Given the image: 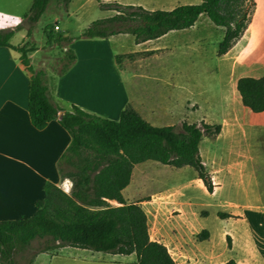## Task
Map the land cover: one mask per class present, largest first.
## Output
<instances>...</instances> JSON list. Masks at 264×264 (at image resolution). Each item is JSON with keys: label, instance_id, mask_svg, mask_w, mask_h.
I'll return each instance as SVG.
<instances>
[{"label": "crops", "instance_id": "obj_1", "mask_svg": "<svg viewBox=\"0 0 264 264\" xmlns=\"http://www.w3.org/2000/svg\"><path fill=\"white\" fill-rule=\"evenodd\" d=\"M25 1L28 0H0V12L22 20L26 13L23 10ZM202 14L192 25L184 28L191 30ZM4 23L9 25L5 29L15 26L11 21ZM170 30L156 38L133 41L137 45L134 51L154 56L170 49L171 42L144 46L151 40L165 37ZM119 33L127 32L115 34ZM81 38L84 39H80L83 41L79 45L87 47L98 42L86 36ZM8 41L12 44L23 42ZM73 42L71 38L68 46L64 47L72 51L74 58L62 72L47 73L42 65L32 64L31 57L37 46L27 52L33 70L44 72L49 97L61 107L58 113L73 103L88 112L116 119L120 109L129 103L154 125L179 124L182 120L219 123L215 134L202 135L198 141V152L212 183L210 192L190 165L172 166L175 171L169 169V172L182 178L188 174L189 178L186 176L184 183L192 182L229 208H236L216 210L215 215L221 211L231 216L216 215L220 219L232 217L239 219L237 221H248V233L241 240L244 251L236 250L235 234L228 228H222L220 233L225 253L216 250L209 229L201 227L207 230V234L203 238L196 237L201 225L184 219L182 202L179 201L184 196L182 188L174 185L147 190L149 166L143 162L151 159H146L133 164L121 194L125 202L135 201L143 209L149 238L163 243L175 264H216L228 258L240 264H264V231L255 228V225L264 226V109L250 110L241 102L235 88L238 76L264 75V0H254L251 18L240 37L224 53L217 55L215 69L219 90L216 100L209 97L207 87H194L201 95L199 103L193 108L189 101L192 98H184L179 113L172 110L174 96L171 92L182 88L177 85L176 74L168 80L155 75L152 85L138 83L139 80L130 85L128 77L122 78L115 58L114 62L109 61L112 71L107 73L103 60L96 56V50L80 59V52L74 50ZM28 75L29 71L19 59V52L0 45V220L30 215L35 208V199L44 193L45 182H52L65 190L64 181L70 180L58 172L56 165L69 142V133L58 122V116L41 128L33 126L27 110ZM139 77L149 79L145 75ZM67 189L69 191L70 186ZM107 201L118 204L114 199ZM197 214L205 216L207 211L197 208L194 215ZM226 234L229 242L232 238L229 246Z\"/></svg>", "mask_w": 264, "mask_h": 264}, {"label": "trees", "instance_id": "obj_2", "mask_svg": "<svg viewBox=\"0 0 264 264\" xmlns=\"http://www.w3.org/2000/svg\"><path fill=\"white\" fill-rule=\"evenodd\" d=\"M67 2L68 0H63ZM103 8L114 9L110 15L96 18L83 28L80 36L107 37L118 32L130 33L134 42L156 38L170 29L192 25L199 14L222 29L215 54L224 53L242 34L251 18L254 0H200L178 3L170 8H145L140 4L100 1ZM48 0H31L25 18L29 27L37 20ZM20 27L0 29V45L19 52V59L29 71L27 110L31 123L43 127L58 116V122L68 131L70 139L59 155L56 165L62 176L71 180L69 192L52 182H45L43 195L35 199V208L28 216L0 220V264H18L15 255L36 237H48L42 250L71 245L110 253H134V264H175L166 246L150 239L146 216L137 202H125L121 189L128 183L134 163L151 159L179 167L190 165L204 184L212 190L210 175L198 152L202 135H213L219 123L202 120L179 124L154 125L145 120L129 103L116 119L88 112L70 103L62 112L49 97L42 70H33L27 52L35 48L26 40L20 44L8 41ZM46 42L70 40L73 37L59 31H45ZM116 56V55H115ZM64 71L74 58L66 53ZM116 59V58H115ZM235 88L241 102L252 111L264 109V75H241ZM75 155H81L74 161ZM67 161L72 170L61 164ZM114 199L118 204H110ZM219 217L231 216L217 211ZM201 228L196 237L203 238ZM229 246V236L225 235ZM216 264H240L232 258Z\"/></svg>", "mask_w": 264, "mask_h": 264}, {"label": "rangeland", "instance_id": "obj_3", "mask_svg": "<svg viewBox=\"0 0 264 264\" xmlns=\"http://www.w3.org/2000/svg\"><path fill=\"white\" fill-rule=\"evenodd\" d=\"M100 1L108 2L111 0ZM117 1L121 4L137 3L145 8H170V6L178 3L198 2L196 0ZM23 3H25L23 10L27 12L30 0ZM113 12L114 9L101 7L97 0H68L67 2L48 0L42 13L29 27V33L26 34L29 22L24 16L20 27L13 31L9 40L13 43H20L25 40L27 43H34L38 49L32 54V64L34 66L42 65L47 73L60 72L67 62L66 53L70 52L68 48H64L69 44L70 40L68 39L59 43L55 41L46 42L45 31L52 29L68 37H73L74 50L80 52V59H84L86 55L88 56L96 50V56L103 60V66H105L107 73L112 71L109 69V61L114 62V58H116L115 60L121 69L122 78L128 77L130 85L138 80L140 81L138 83L152 85V77L155 75L168 80L169 78L173 79V75L176 74L177 85L182 88L178 87L174 92H171V95L174 96V108L172 109L174 113H179L182 110L184 98H192V102L189 100L190 106L193 108L197 106L201 95L197 94L198 91L195 88L199 86L207 87L209 97L213 96L212 99L216 100L219 82L215 69L217 58L215 50L222 29L208 20L205 14L199 16L191 30L188 28L172 29L160 40L147 42L144 46L172 43L170 49L158 52L154 56H144V53L134 51V47L136 48L137 45L133 42L130 33H119L108 37H90L87 39H95L98 41L97 44L90 47L79 45L83 41L80 39H84L81 38L80 32L91 20ZM54 25H56V28H54ZM199 37L201 40H197ZM105 39L106 41H104ZM141 75L148 76L149 79L139 77ZM78 157H81V155H75L72 160L74 161ZM143 163H145V166H149L147 190L159 188L160 186L170 188L174 185L182 188L184 196H181L179 201L182 202L184 219L188 223L193 222L194 225H201L200 228L209 229L212 234L211 241L218 252L225 253V250L222 249L224 239L220 236L222 228L232 230L236 237V250L244 251V243L241 240L246 238L248 233V221L241 222L237 221L239 219L232 217L223 220L215 215L216 210L236 208H229L209 193L203 192L192 182L184 183L189 178L188 174L186 175L187 178L186 176H183V178L177 177L169 172V169L175 171L170 165L161 164L155 160H146ZM61 167L65 171L73 169V166L67 161H64ZM188 168L192 170L191 167ZM197 208L206 209L207 214L205 216L194 215V210ZM255 226L256 230L264 231L263 225ZM231 239L230 237V242ZM46 243H51L48 237L32 239L24 250L15 255V261L18 264H132L135 262L134 253L114 254L71 245L42 250ZM171 254L175 255L173 252Z\"/></svg>", "mask_w": 264, "mask_h": 264}, {"label": "clouds", "instance_id": "obj_4", "mask_svg": "<svg viewBox=\"0 0 264 264\" xmlns=\"http://www.w3.org/2000/svg\"><path fill=\"white\" fill-rule=\"evenodd\" d=\"M0 17H3V20L0 21V29H3L5 27L9 26V25L5 24L4 21H11L12 25H19L22 23V20L20 17H11L7 13L0 12ZM64 183L66 186L65 190L67 191L68 186H70L72 182L70 180H65Z\"/></svg>", "mask_w": 264, "mask_h": 264}, {"label": "built area", "instance_id": "obj_5", "mask_svg": "<svg viewBox=\"0 0 264 264\" xmlns=\"http://www.w3.org/2000/svg\"><path fill=\"white\" fill-rule=\"evenodd\" d=\"M54 28H56V25H54Z\"/></svg>", "mask_w": 264, "mask_h": 264}]
</instances>
